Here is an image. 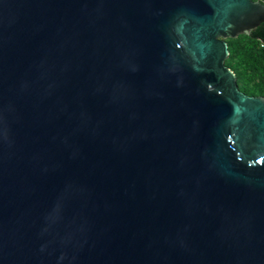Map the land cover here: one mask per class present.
Returning a JSON list of instances; mask_svg holds the SVG:
<instances>
[{
	"label": "water",
	"instance_id": "obj_1",
	"mask_svg": "<svg viewBox=\"0 0 264 264\" xmlns=\"http://www.w3.org/2000/svg\"><path fill=\"white\" fill-rule=\"evenodd\" d=\"M253 0H0V264H264V96L227 66Z\"/></svg>",
	"mask_w": 264,
	"mask_h": 264
},
{
	"label": "trees",
	"instance_id": "obj_2",
	"mask_svg": "<svg viewBox=\"0 0 264 264\" xmlns=\"http://www.w3.org/2000/svg\"><path fill=\"white\" fill-rule=\"evenodd\" d=\"M226 64L237 76L239 89L253 97L264 96V23L251 35L228 39Z\"/></svg>",
	"mask_w": 264,
	"mask_h": 264
},
{
	"label": "flooded vegetation",
	"instance_id": "obj_3",
	"mask_svg": "<svg viewBox=\"0 0 264 264\" xmlns=\"http://www.w3.org/2000/svg\"><path fill=\"white\" fill-rule=\"evenodd\" d=\"M253 1H261V2H264V0H253Z\"/></svg>",
	"mask_w": 264,
	"mask_h": 264
}]
</instances>
